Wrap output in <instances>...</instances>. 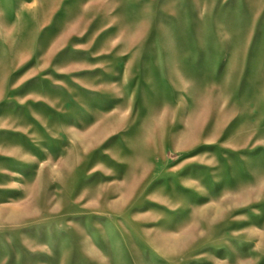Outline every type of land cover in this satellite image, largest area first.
<instances>
[{
	"label": "rangeland",
	"instance_id": "1",
	"mask_svg": "<svg viewBox=\"0 0 264 264\" xmlns=\"http://www.w3.org/2000/svg\"><path fill=\"white\" fill-rule=\"evenodd\" d=\"M0 264H264V0H0Z\"/></svg>",
	"mask_w": 264,
	"mask_h": 264
}]
</instances>
